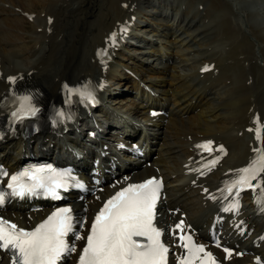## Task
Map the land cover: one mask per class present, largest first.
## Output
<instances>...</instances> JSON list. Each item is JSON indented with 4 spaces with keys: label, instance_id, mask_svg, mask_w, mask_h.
<instances>
[{
    "label": "bare ground",
    "instance_id": "6f19581e",
    "mask_svg": "<svg viewBox=\"0 0 264 264\" xmlns=\"http://www.w3.org/2000/svg\"><path fill=\"white\" fill-rule=\"evenodd\" d=\"M206 1L0 0V100L7 88L4 77L13 73L20 72L26 83L39 87L47 105L60 99L65 89L64 83L106 77L109 87L105 95L113 98L117 105H112V100L108 101L110 107L104 105L105 117L112 114V118L118 113L133 114L142 124L151 121L147 129L130 126L135 133L141 131L153 150L152 155H155L152 163L161 168L166 179H171L167 186V207H182L188 219L199 226L207 218V213L212 211L202 208V195L197 194L187 183L188 179L183 178V164L192 154L193 144L202 137H212L228 147L222 166L205 179L206 184L221 178L228 168L237 167L250 158L254 143L245 128L250 125L254 112L260 111L258 103L253 101L246 88L247 79L249 82V75L253 72L249 74L246 70L248 78L239 75L244 69V61L239 60V54L242 52L244 56L246 52L242 50L243 44H251L248 48L250 54L257 57L256 62L261 61L260 53L264 52V13H245V10L237 7V0ZM143 4L153 6H148L150 9L142 8ZM200 4L206 8L205 12L199 10ZM33 5L39 7L38 12L27 10ZM158 8L159 13H154ZM24 14L32 15L28 41L21 25ZM131 14L136 15L133 27L145 24L150 35L159 36L152 43L150 38L132 32L134 37L150 45L149 51L157 55L156 60L144 65L138 54L147 50L128 41L117 52L110 69L103 72L97 63L95 51L103 46L108 32L117 29L116 22L125 17L130 21L128 17ZM236 14L244 22L233 20ZM143 15L146 18L142 19ZM47 16L53 17L50 24ZM195 16L199 18L197 25L192 24ZM205 18L208 21H204ZM129 46L135 49L128 51ZM126 60H132V63L128 64ZM206 61H213L217 71L200 74L199 69ZM128 69L134 70L138 78L131 76L126 71ZM140 81L155 87L159 97H150L142 89ZM251 85L248 88L252 89L253 83ZM263 89L254 100L264 98ZM149 101L169 110L166 122L151 120L147 113L144 114ZM260 116L264 120V114L260 113ZM127 131L124 128L122 133ZM75 136L78 138L81 134ZM44 137L46 135L40 138ZM65 144L62 143L63 146ZM2 148L6 163L16 161L22 154L20 141L9 142ZM58 148L61 149V146ZM142 172L152 173V169ZM249 220L259 228L256 218L249 217ZM237 263V260H233L228 264ZM0 264L5 262L0 259Z\"/></svg>",
    "mask_w": 264,
    "mask_h": 264
},
{
    "label": "snow or ice",
    "instance_id": "6c2138e0",
    "mask_svg": "<svg viewBox=\"0 0 264 264\" xmlns=\"http://www.w3.org/2000/svg\"><path fill=\"white\" fill-rule=\"evenodd\" d=\"M121 33H126L127 28L121 27ZM112 45L117 43V33L110 36ZM106 51V50H105ZM207 70V69H205ZM9 81L15 82V77H9ZM71 96L78 94L82 102L87 100L93 102L94 97L87 87L71 88L65 85ZM20 107L11 113L14 121H23L27 117L36 116L39 109L32 105L30 96L17 98ZM57 117L64 118L63 112H57ZM155 115V113H154ZM69 119L71 117H68ZM256 123L259 125V119ZM250 131L252 129H249ZM264 128L257 127L256 138H261ZM212 141H205L195 145L201 152L209 155L213 151L223 153V146L212 147ZM255 156L248 165L234 170V178L226 182L225 189H219L221 195L227 192L223 198L231 202L223 207L225 212H233L238 207L236 197L245 188L252 191L261 190L258 203L264 206V183L259 177L264 173V147L253 148ZM220 156H214L202 163L199 168L190 169L204 175L203 168H214ZM45 169H25L20 173L9 177L7 189L0 190V206L8 197H24L26 195H43L59 199L58 189L67 188L64 180H57L51 176H44ZM56 175L64 176L66 173ZM8 176V173L0 169V177ZM26 178V179H25ZM255 181V183H253ZM82 186V185H81ZM162 182L155 177L147 179L139 184H128L121 188L104 202L103 207L96 213L91 222V228L86 236V244L79 252L78 264H167L169 248L162 241V230L154 224L155 207L159 198ZM208 193L207 189H204ZM235 191V196L233 192ZM213 200L219 199L209 194ZM74 219L70 208H59L52 212L45 220L37 224L33 229L26 230L17 225L0 218V249L12 253V264H58L61 256L65 253L76 252L74 245H69L67 237L71 234L76 240L85 239L74 230ZM80 224V227H83ZM190 227V226H189ZM243 234L244 229L238 225ZM176 230H180L177 234ZM173 235L177 236L178 246L184 249V253L178 255L177 264H216L211 252L204 245L196 244L192 235L185 231L184 221L181 220L173 226ZM264 239V238H262ZM217 246L219 243L217 242ZM225 253L231 255V251L224 249ZM259 264V258H257Z\"/></svg>",
    "mask_w": 264,
    "mask_h": 264
},
{
    "label": "rangeland",
    "instance_id": "374dc122",
    "mask_svg": "<svg viewBox=\"0 0 264 264\" xmlns=\"http://www.w3.org/2000/svg\"><path fill=\"white\" fill-rule=\"evenodd\" d=\"M208 1V0H207ZM206 1V2H207ZM201 2L202 3H205V0H201ZM72 6H73V3H72ZM20 9H21V7H20ZM34 11H33V10ZM21 10H24V8H22ZM27 10H30V12H34L35 13V11L37 10V12L39 11V7H36V6H34L33 5V7L32 8H28ZM200 10V9H199ZM204 12H205V10H206V8H203L202 9ZM154 13H157V11H155ZM159 13V12H158ZM157 13V14H158ZM235 13V12H234ZM3 14H5V12L3 13ZM235 15V14H234ZM233 15V16H234ZM1 16H4V15H1ZM6 16V15H5ZM236 16L238 17V18H236ZM236 16L234 17V18H232L233 20H235V19H238V20H242L243 22H244V20L242 19V17H239L237 14H236ZM196 17V16H195ZM201 17V16H200ZM4 19H6L5 17H3ZM8 18V17H7ZM205 19H207V18H205ZM24 20H28L29 22H30V25H31V19L29 20V18H27V17H25L24 16V18L22 19V21H24ZM198 20H199V18L198 17H196V19H194L193 20V23L192 24H196L197 25V23H198ZM242 22V23H243ZM22 24V26H23V28H24V30H29L30 28H29V25H28V23L26 22V21H24V22H22L21 23ZM142 26H145V24H142ZM142 26H139V27H142ZM31 32V31H30ZM29 32V33H30ZM29 33H27V32H25L24 34V36L26 37V39H27V41H28V36H29ZM136 33V32H135ZM145 35H146V33H145ZM152 39H150V41H152V43H154L155 42V38H157V36H150ZM154 39V40H153ZM250 45L251 44H249V46L246 44H243V46H241L242 47V50H244V51H246L245 53H244V56L242 55V52L239 54V60L240 61H244V64L242 63V66H243V72H242V70L239 72V75L241 74V75H243V76H245V78L247 77L246 75H247V72H246V70H248V73L250 74L251 72H253L251 75H249L250 76V80H249V82H250V84H248L249 82H248V79H247V85H246V88L250 91V93H251V95L253 96V101H255L256 103H258L257 104V106H259L258 108H259V111H260V113H262V114H264V98H260V97H258V98H256V100H254V98L256 97V94L257 93H260V92H262V90L261 89H263L264 88V78L262 79V77L264 76V52H261L260 53V56H262L263 57V60H262V57H261V61L260 62H256V61H254V60H256L257 59V57L256 56H252V54H250L251 52H250V49L248 48V47H250ZM240 47V48H241ZM147 52V51H146ZM145 52H143V53H139L138 54V56H139V59H140V61L144 64V65H148V64H150V63H147V62H144V60H142L141 59V57L143 56V55H145L144 54ZM263 53V54H262ZM247 56H246V55ZM242 56L244 57V58H242ZM247 57V58H246ZM248 57L250 58V59H248ZM253 57H254V59H253ZM144 58H146V57H144ZM146 60V59H145ZM165 59H163V61H164ZM248 60V61H247ZM125 61V60H124ZM253 62V64H251V62ZM126 62H128V64H130V63H132V60H126ZM248 62V63H247ZM249 62H250V65L248 66V64H249ZM252 65V66H251ZM260 67H259V66ZM248 66V67H247ZM253 66H254V68H253ZM256 66H258V67H256ZM247 67V68H246ZM250 67V68H249ZM253 68V69H252ZM222 69H224V67L222 68ZM255 70V71H254ZM245 72H246V74H245ZM255 72V73H254ZM256 74V75H255ZM254 77V78H253ZM248 78V77H247ZM253 78V79H252ZM258 78H260V80L259 81H256V80H258ZM253 81V82H252ZM255 82H257V83H255ZM260 82V83H259ZM253 83V87H252V89L251 88H248V87H250V86H252L251 84ZM259 83V84H258ZM263 86H262V85ZM262 87H261V86ZM255 86V87H254ZM255 88V89H254ZM257 88V89H256ZM260 88V89H259ZM259 90H261V91H259ZM251 91H253V92H251ZM257 91V92H256ZM263 93H264V89H263ZM262 97H263V95H261ZM262 101V102H261ZM255 102H254V104H255ZM263 107V108H262ZM262 110V111H261Z\"/></svg>",
    "mask_w": 264,
    "mask_h": 264
}]
</instances>
